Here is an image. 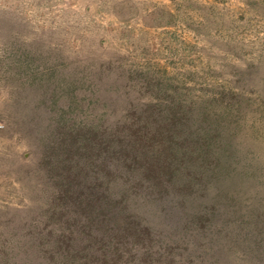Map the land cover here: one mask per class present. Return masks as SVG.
Wrapping results in <instances>:
<instances>
[{"label":"rangeland","instance_id":"obj_1","mask_svg":"<svg viewBox=\"0 0 264 264\" xmlns=\"http://www.w3.org/2000/svg\"><path fill=\"white\" fill-rule=\"evenodd\" d=\"M0 264H264V0H0Z\"/></svg>","mask_w":264,"mask_h":264},{"label":"trees","instance_id":"obj_2","mask_svg":"<svg viewBox=\"0 0 264 264\" xmlns=\"http://www.w3.org/2000/svg\"><path fill=\"white\" fill-rule=\"evenodd\" d=\"M153 120H155L158 125V127H156L157 131L163 133L162 135L166 142L168 139L173 138V134L169 133L171 131L169 120L166 121L165 119L161 121L151 118L150 120H142L138 122V124L133 120V123L135 122L134 126H130L126 132L116 130L115 148H122V150H119L120 157L130 161L125 164L117 162L113 169L114 175L119 178V180H117V187H119V193H121L123 197L129 195L131 187L133 188L131 190H134L135 194L143 193L147 194L149 197L152 195L151 192L166 191L169 186L168 182L177 179L171 176L181 171V168H179L181 166L176 165L174 161L166 162L162 159V149L154 153L152 157L146 150V148H153V146H151L153 140L158 139V135H156L158 133H154L153 136H146L149 123L150 121L152 123ZM173 154L176 155V153L173 151V153L170 154L174 158ZM176 182L177 181L173 183ZM125 184H127V187Z\"/></svg>","mask_w":264,"mask_h":264}]
</instances>
